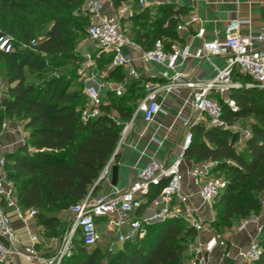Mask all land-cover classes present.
I'll use <instances>...</instances> for the list:
<instances>
[{
    "label": "trees",
    "instance_id": "obj_1",
    "mask_svg": "<svg viewBox=\"0 0 264 264\" xmlns=\"http://www.w3.org/2000/svg\"><path fill=\"white\" fill-rule=\"evenodd\" d=\"M84 1L0 0V33L12 37L13 45L10 52L0 50L8 94L7 99L0 100V130L6 118H19L28 132L23 144L4 155L3 167L13 181L18 207L36 209L37 224L52 238H59L71 223L60 231L63 211L100 188L95 181L114 153L123 123L144 95L133 90L121 96L114 94L108 104L100 105L97 116L81 119L87 99L82 89L70 88L82 62L77 45L87 36L90 23L89 16L82 13ZM110 1L117 8L127 0ZM164 7L147 29L145 10L133 15L139 24L133 29V41L143 49H150L157 39L168 49L177 39L181 11L171 8L172 4ZM32 40L36 41L34 46L30 45ZM93 56L99 68L111 61L108 53ZM66 66L73 68L58 73ZM230 97L238 109L232 112L223 104L227 120L252 117L242 150L234 146L236 133L198 123L190 127L192 140L184 152V157L195 163L216 161L213 172L225 178L226 186L212 208H221L217 215L222 222L231 216L259 215L264 196V89L241 86L232 89ZM159 190L160 186L156 187L149 200ZM179 221L182 219L168 218L146 225L143 238L124 242L105 264H184L186 243L196 233L186 225L181 234ZM259 242L262 252L253 264H264V237ZM104 256L100 243L85 245L81 231L76 229L72 254L60 264H97Z\"/></svg>",
    "mask_w": 264,
    "mask_h": 264
},
{
    "label": "built area",
    "instance_id": "obj_2",
    "mask_svg": "<svg viewBox=\"0 0 264 264\" xmlns=\"http://www.w3.org/2000/svg\"><path fill=\"white\" fill-rule=\"evenodd\" d=\"M141 7L146 5V0H138ZM82 13L88 15L90 23L86 28L87 38L99 47L100 53L111 55L110 65L128 67V75L137 77V71L131 66V59L124 53V47L139 45L125 34L121 25V17L128 13L126 8L119 12L106 14L103 0H85ZM197 17L190 15L187 21L181 22L178 29L188 26L196 21ZM247 20L232 16L225 28L222 40L205 41L201 46L191 51L187 46H181L176 41L170 43L165 49L161 39L154 41L150 49H141V59L156 62L171 69L165 81H147L144 83L145 93L138 100L129 120L123 123L120 136L112 157L101 169L95 184L102 185L109 181L113 158L118 151L124 137L138 114L143 121L149 123L159 111L161 103L158 101L160 92L165 94L180 92L181 88L190 89L188 104L198 113V117L186 119L189 127L206 121L207 126L221 129L235 128L236 122L224 117L223 104L230 111L238 109L234 99L228 95L234 88L241 86H255L264 89V27L258 33L241 34L240 26ZM203 29L197 32L202 35ZM35 40L30 42L34 46ZM25 46V45H23ZM226 49L228 58L226 65L218 69L215 77L209 80L189 79L188 75L176 69L178 59L186 60L190 57L209 60L212 55H221ZM0 50L10 52L13 50L12 37L0 33ZM98 53L97 55H99ZM88 56V55H87ZM89 57V56H88ZM89 68L82 70L84 76L83 92L87 99L86 106L81 110L83 121L95 117L100 112L102 101L100 85L96 81L95 60L89 62ZM247 75L250 81L240 83L232 80V70ZM116 96L124 93L123 84L111 87ZM213 94L219 95L216 98ZM227 94V95H225ZM113 117L120 123L118 118ZM249 135V133H247ZM192 132L188 129L181 143V153L172 162H167L156 157H150L147 164L129 181L123 191H115L108 195L92 197L91 191L75 206L69 209L71 223L59 237L58 245L48 254L39 251L35 244L23 247L17 246L16 234L12 227L9 214L3 206V197L12 200L11 189H6L0 195V264H6L11 254L24 258L27 264H60L62 259L69 257L73 250V237L76 229L81 231L83 243L93 246L104 240L103 234L98 229L100 220L105 221V237L109 238L105 246L106 254L115 252V245L141 239L145 236L146 225L161 222L168 218L182 219L189 227L195 230L193 242L186 248L187 259L184 264H207V256L216 249L227 248V237L217 230L210 231L208 223L199 215L201 206H195L190 201V193L183 191V175L181 166L184 161V152L190 145ZM161 144V141H157ZM5 158L0 155V186L2 183V168ZM216 161L204 160L195 163L190 169L192 184L197 188V193L202 201L201 205L212 208L215 198L226 186V180L213 172ZM160 186V190L149 200L152 191ZM264 206V196L261 199ZM18 217L26 220L36 214V209L22 210L15 207ZM253 218L241 221L244 227ZM207 235H204V233ZM262 248L259 240H252L248 245L238 250L239 264H251L259 259Z\"/></svg>",
    "mask_w": 264,
    "mask_h": 264
},
{
    "label": "crops",
    "instance_id": "obj_3",
    "mask_svg": "<svg viewBox=\"0 0 264 264\" xmlns=\"http://www.w3.org/2000/svg\"><path fill=\"white\" fill-rule=\"evenodd\" d=\"M103 1L106 14L119 12L123 8L128 10V13L123 14L121 17V25L125 29V34L132 40L133 29L139 27V24H136L138 20H135L133 15L140 11L145 10L150 23H152L151 18H154V14L158 13L159 17L167 4H172L173 7L171 8L173 9H180L181 22L187 21L190 15L196 16V21L188 26L182 25L176 30L177 39L175 41L181 46H187L191 51L201 46L205 41L222 40L225 36L228 20L232 16L248 21L241 24V34L258 33L264 27V0H146V5L143 7L136 2L134 3L133 0H127L117 8L113 6L110 0ZM130 23L131 28L129 29L128 24ZM200 28L203 29L201 36L197 34ZM261 45L264 48V41ZM141 49V46H127L123 50L130 57V64L137 71V77L128 75V67L116 66L118 67L117 71L112 73L115 67L111 66L110 63L99 68L95 62L96 81L100 85L103 103L108 104L110 102L109 96H114L111 87L118 86L120 83L123 84L124 93L127 90H133L134 94H144L143 85L145 82H163L171 74V69L165 65L156 62H144L141 59ZM227 58L228 54L226 49H224L223 54L212 55L209 60L195 57H190L186 60L178 59L176 69L185 72L189 79L209 80L215 77L218 69L226 65ZM232 71L233 76L231 77L233 81L248 82L241 80L240 76L242 74L237 68ZM0 83V100H2L6 97L3 92V86L7 85L4 75H0ZM189 94L190 89L186 87L181 88L180 92L168 94L160 92L158 101L161 106L153 120L146 123L140 114L137 115L116 152L117 160L113 158L112 165H118L116 184H111L110 176L109 181L100 185V188L92 194L93 198L126 189L129 181L147 164L150 157L172 162L180 155L183 137L186 131L190 129L186 119L192 118L195 120L198 117V113L187 102ZM228 95L230 96V92H228ZM213 96L220 98L217 94H213ZM8 119L10 120L8 125H5L6 123L4 122L0 130V134L3 136V145L1 146L0 144V155H2L3 146L6 148L14 146L16 142L23 140V136L26 135L23 126L21 128L11 122L13 118ZM235 120L233 121L236 122ZM199 123L207 126L206 121L201 120ZM156 140L161 141V144H158ZM194 164L195 162L184 157L181 166L183 191L190 193L189 201L193 205L201 206L199 215L206 220L212 214L213 208L201 205L202 201L197 193V188L192 184L189 173ZM8 188H1L0 186V195ZM2 200L16 234L17 246L23 247L35 244L37 249L43 254L52 252L54 247L58 245L57 238L45 236L44 228L37 224L35 216L28 217L26 220L20 219L16 213L17 202L14 197L12 200H8L2 194ZM251 217L253 219L244 227L239 226L233 235L225 234L227 237V248L214 250L207 256V264L240 263L238 250L248 245L252 240L260 241L264 237V211L257 216ZM100 222H103V219ZM100 232L108 241L109 238L105 237L104 230ZM6 264H27V262L24 258L11 254Z\"/></svg>",
    "mask_w": 264,
    "mask_h": 264
},
{
    "label": "rangeland",
    "instance_id": "obj_4",
    "mask_svg": "<svg viewBox=\"0 0 264 264\" xmlns=\"http://www.w3.org/2000/svg\"><path fill=\"white\" fill-rule=\"evenodd\" d=\"M158 13L154 14V18H151V22L155 21V19L158 17ZM129 25V29L131 28V23L128 24ZM151 25L150 22L147 21V25H146V29ZM87 27V26H86ZM22 49H25V46L21 45ZM100 48L97 47V45L93 42H91L86 35L83 36V38L81 39V42L77 45V51L79 52V55L81 56V61L78 66L80 65V67L76 68L77 69V77L74 79L73 84L71 85L70 89H82L84 88V76L82 75V68L84 67L85 69L89 68V62L92 61V59H94L93 55L100 53ZM89 57H88V56ZM1 64V63H0ZM73 67L71 66H66V67H62L60 68V70L58 71V73H62L64 71V69H72ZM33 75L37 74L35 72H32ZM0 75H4V73L2 72L1 68H0ZM33 77V76H32ZM241 80H246V81H250L249 77L247 75L242 74V76H240ZM32 81V79H31ZM3 92L4 95L6 96L5 98L7 99V85L3 86ZM4 98V99H5ZM252 119V117H247V118H237L235 121L237 122L235 125V128L232 129H228L230 132L232 133H236L238 135L237 140L234 143V146L236 148L237 151H241L242 147H243V143L246 139V137L248 136L247 133L250 132V128H249V123L250 120ZM10 122V120L8 118H6L5 120V125H8V123ZM11 122H14L15 125H18L22 128L23 124H24V120L19 119V118H13ZM24 131V130H23ZM23 133V132H21ZM2 134H0V144L1 146L3 145V138H2ZM28 137V132L26 131V135L23 136V140H20L19 142H16V144L14 146L11 147H2L1 150V154L4 156L5 154L12 152L14 150L17 149L18 146H20L21 144H23L26 139ZM22 141V142H21ZM1 149V148H0ZM4 187H9L11 189V194L12 196L15 193V188H14V184L13 181H10L8 176H7V170L5 169V167L2 168V184H1V188ZM261 196V195H260ZM218 208L213 207V212L210 215L209 219H206L205 222L208 223L210 231L213 230H217L218 232H222L224 234H230L233 235L237 229L239 228L241 221L246 219V218H240V217H235V216H231V219L229 221H219V217L217 215L218 211L221 210V208H219V210H217ZM264 211V206H261V211ZM251 217V216H250ZM247 217V218H250ZM61 218L62 223L60 226V231H62L63 228L67 227L69 222L71 221V214L65 210L63 211V213L61 214ZM219 221V222H218ZM68 222V224H67ZM179 230L181 232V234L184 232V229L187 228V224L182 220L179 221L177 223ZM98 228L100 229V231L104 230L105 228V221L100 222L98 224ZM45 233V229L43 230ZM204 235H207V233L205 232ZM58 240V239H57ZM190 242H193V240H188V242L186 243V247L188 246V244H190ZM108 241L104 238V240L100 243L101 246V250L103 251L105 249V246L107 245ZM119 246H115V251L117 250ZM110 254H106V256L101 257L100 259H98L97 264H105L107 262V260L109 259ZM185 259H184V263H185ZM253 264V263H251Z\"/></svg>",
    "mask_w": 264,
    "mask_h": 264
},
{
    "label": "water",
    "instance_id": "obj_5",
    "mask_svg": "<svg viewBox=\"0 0 264 264\" xmlns=\"http://www.w3.org/2000/svg\"><path fill=\"white\" fill-rule=\"evenodd\" d=\"M3 104H5V101H3ZM110 176H111V184L115 185L117 181V177H118V165L117 164H113L111 166Z\"/></svg>",
    "mask_w": 264,
    "mask_h": 264
}]
</instances>
